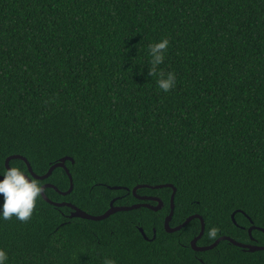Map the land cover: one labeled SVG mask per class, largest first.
<instances>
[{
    "label": "trees",
    "instance_id": "trees-1",
    "mask_svg": "<svg viewBox=\"0 0 264 264\" xmlns=\"http://www.w3.org/2000/svg\"><path fill=\"white\" fill-rule=\"evenodd\" d=\"M159 71L176 75L168 92ZM12 154L39 175L70 156L72 189L44 193L88 213L156 204L135 194L163 205L95 220L41 195L29 220L0 219L7 264H264L263 249L226 239L194 250L200 220L166 231L172 187L146 186L176 188L170 226L202 216L197 245H264V0H0V168ZM8 165L30 175L21 158ZM35 179L70 182L62 167Z\"/></svg>",
    "mask_w": 264,
    "mask_h": 264
},
{
    "label": "clouds",
    "instance_id": "clouds-1",
    "mask_svg": "<svg viewBox=\"0 0 264 264\" xmlns=\"http://www.w3.org/2000/svg\"><path fill=\"white\" fill-rule=\"evenodd\" d=\"M168 45L167 38L148 45L151 56V67L148 68L149 76L158 73V66L164 61ZM157 84L162 91L168 92L176 84L175 73L165 74L159 71ZM41 192H43V185L21 168L16 166L0 168V219L8 220L14 216L22 222L29 220L36 208L37 201L41 198ZM217 232L216 227H211L208 236L215 238ZM7 261V252L0 248V264H7ZM103 264H116V262L111 258H105Z\"/></svg>",
    "mask_w": 264,
    "mask_h": 264
},
{
    "label": "water",
    "instance_id": "water-1",
    "mask_svg": "<svg viewBox=\"0 0 264 264\" xmlns=\"http://www.w3.org/2000/svg\"><path fill=\"white\" fill-rule=\"evenodd\" d=\"M11 158H21L22 160H24L26 165H27V169H28V172L30 173V175L32 177L38 178V179H44V178L48 177L55 167H62L65 170V172L68 175L69 181H70L68 189L65 190V191H60L52 183L45 182V183L41 184V185H43V192H41V195L44 198V200H46L47 202L53 204L54 206H62V205L69 206L71 208V211L67 214L68 217L77 216V217H82V218H87V219L98 220V219H103V218L107 217L108 215H110L113 212L120 211V210H129V209L141 206V205L149 207L150 209H153V210H157V209L161 208L162 205H163V202H162L161 198L156 196V195H142L141 196V195L135 194L136 189L142 186V184H137V185L133 186V188L131 189L132 193H134L136 195V197L139 198V199L154 200V201H156V204H151V203L145 201V202L133 203L131 205H117V204H113V201H114V198H113L109 202V207L104 212H102L100 214H91V213H88L87 211L77 207L76 205H74V204H72L70 202H67V201H60V202L53 201V200L49 199L46 196V194L44 193V188L45 187H53L55 190H57L61 194H66L72 189L73 183H72L71 174L69 172L68 167L65 165V160L66 159H70L72 161V158L70 156L60 157L57 161H55L52 165H50V167L47 169L46 172H44L43 174H40V175L33 172L32 168H31V165L28 162V160L24 156H22L20 154H12V155H9V156L6 157L5 166L7 168L9 167L8 161ZM146 186L151 187V188H159V187H162V186L172 187V191H171L170 199H169L170 210H169L168 214L165 216V219H164V228H165L166 231L171 232V231L178 230L179 228H181L185 224H187L192 218H198L200 220V230H199L198 234L196 236H194L190 240V245H191V247L194 250H206V249L212 248L213 246H215L222 239H226L229 242L233 243L234 245H237V246L241 247L242 249H246V250H249V251L260 250V249L264 250V245H260V244H256V243L241 242V241H238V240H236L233 237L228 236V235H220L212 243L207 244V245H197L196 241L202 235L203 230H204V220H203L202 216L197 214V213H195V214H192V215H189L188 217H186V219L184 221H182V223H179V224H177L175 226H170L169 221H170V219L172 217V214H173L174 195H175L176 188L172 185V183H169V182L162 183V184H155V185L146 184ZM119 187L120 186H110V188H119ZM231 219H232V221L234 223H236L235 218H234V212L231 213ZM254 227H256V226H254L252 224L248 227L249 235L251 233L252 228H254ZM138 229H139V231L141 232V234L143 235V237L145 239H149L146 236V234L144 233L142 227H138ZM153 232H155L154 229H153ZM153 237H154V233H153Z\"/></svg>",
    "mask_w": 264,
    "mask_h": 264
}]
</instances>
